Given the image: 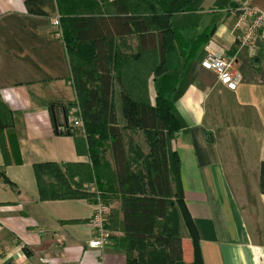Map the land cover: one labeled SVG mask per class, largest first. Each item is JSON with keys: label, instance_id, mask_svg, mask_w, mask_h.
<instances>
[{"label": "crops", "instance_id": "0c3cea01", "mask_svg": "<svg viewBox=\"0 0 264 264\" xmlns=\"http://www.w3.org/2000/svg\"><path fill=\"white\" fill-rule=\"evenodd\" d=\"M246 5L264 9V0H193L190 10L170 17L165 63L139 79L151 105L163 77L174 79L165 95L180 129L167 141V154L170 187L173 193L180 186L182 201L172 196L166 215L175 214L185 264L193 260L192 233L203 264H264V32L253 51L241 43ZM56 15L55 0H0V101L11 120L0 144V264H127L112 239L103 248L89 246L91 197L39 195L34 165H91L86 136L66 130L77 94L63 35L51 23ZM213 44L240 73L234 91L200 64ZM114 50L137 54V33L115 36ZM113 103L130 169L140 170L149 153L147 131L126 127L116 83ZM105 159L100 176L111 181L109 146ZM96 185L93 177L83 187L91 194ZM140 185L152 194L149 180ZM109 205L120 219L119 196Z\"/></svg>", "mask_w": 264, "mask_h": 264}, {"label": "trees", "instance_id": "16d2710c", "mask_svg": "<svg viewBox=\"0 0 264 264\" xmlns=\"http://www.w3.org/2000/svg\"><path fill=\"white\" fill-rule=\"evenodd\" d=\"M55 1L60 22L64 24L63 41L75 73L77 99L69 106L79 105L81 109L91 165H34L40 198L69 195L91 197L94 202V192L90 194L88 188L83 187L94 177L103 199L108 195L120 198L121 218L117 210L110 209L107 228L121 232L120 236H111V239L125 251L127 264H185L181 260L177 226L160 225L172 204L170 198L175 195L180 206L182 201L180 186L173 193L170 187L171 160L167 154V141L180 129L172 112V102L165 95L171 86L170 78L172 82L174 79L163 77V86L157 90L154 105L148 96L144 98L140 94L143 88L139 79L144 74L148 78L165 63L170 17L190 10L193 0H87V4H79L77 0ZM133 31L139 38L138 53L130 56L117 54L115 36ZM83 43L91 46L90 55L79 47ZM114 83L120 89L121 115L126 127L147 131L149 153L143 159V168L137 171L130 169L121 129L116 126ZM10 122L8 109L0 101L2 146L4 129ZM108 146L114 165L111 181L100 176L101 170L108 167L105 159ZM39 174L52 176L54 182L45 184ZM2 178L9 183L4 175ZM144 179L152 185V194L142 189L140 184ZM191 237L194 255L186 264H203L198 239L193 233Z\"/></svg>", "mask_w": 264, "mask_h": 264}, {"label": "built area", "instance_id": "2783aa9c", "mask_svg": "<svg viewBox=\"0 0 264 264\" xmlns=\"http://www.w3.org/2000/svg\"><path fill=\"white\" fill-rule=\"evenodd\" d=\"M239 21L242 23L241 43L253 51L255 49L254 40L261 32H264V9H258L250 5L243 6L239 14ZM51 23L56 28L55 34L61 36L60 16H54ZM200 64L204 69L213 71L226 88L236 90L241 79L240 73L236 70L234 62L226 56L219 46L216 44L209 45ZM66 130H74L81 136H86L79 105L71 108ZM93 192L94 210L89 223L94 231V237L89 241V246L103 248L110 242L112 236V231L107 228L110 205L103 200L100 190L94 188Z\"/></svg>", "mask_w": 264, "mask_h": 264}, {"label": "rangeland", "instance_id": "374dc122", "mask_svg": "<svg viewBox=\"0 0 264 264\" xmlns=\"http://www.w3.org/2000/svg\"><path fill=\"white\" fill-rule=\"evenodd\" d=\"M95 2H97V1H99V2H102V1H104V0H94ZM106 1V0H105ZM71 2H74V0H71ZM77 2L79 3V4H81V3H86L87 4V0H77ZM85 4V5H86ZM65 5L66 6H68V5H70L69 3H65ZM81 7H82V9H84V7H83V5H80ZM61 23V22H60ZM61 25V29L63 28V30H64V24L63 23H61L60 24ZM79 47L81 48V50L83 51V53H85V54H87V55H90V53H92V48H91V46L89 45V44H81V45H79ZM74 75H75V73H74ZM116 198H118V197H116V196H112V195H108V198H104L103 200L106 202H108L109 204L111 203H113L114 202V200L116 199ZM174 216H175V214L173 213V212H171V213H169L168 215H167V218L166 219H163L161 222H160V225H163L164 223L165 224H168V226H173V227H176V226H178V224L176 223V221H175V219H174ZM186 246H187V244L186 243H184V247L186 248ZM146 251H145V249H144V253H145ZM184 255L186 256V252L184 253Z\"/></svg>", "mask_w": 264, "mask_h": 264}, {"label": "water", "instance_id": "95a60500", "mask_svg": "<svg viewBox=\"0 0 264 264\" xmlns=\"http://www.w3.org/2000/svg\"><path fill=\"white\" fill-rule=\"evenodd\" d=\"M66 122H67V119H66ZM67 131H69V130H67Z\"/></svg>", "mask_w": 264, "mask_h": 264}]
</instances>
